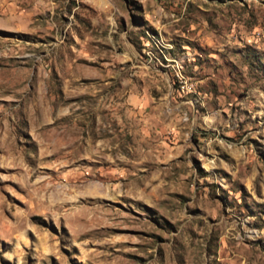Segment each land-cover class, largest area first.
<instances>
[{
  "label": "rangeland",
  "instance_id": "374dc122",
  "mask_svg": "<svg viewBox=\"0 0 264 264\" xmlns=\"http://www.w3.org/2000/svg\"><path fill=\"white\" fill-rule=\"evenodd\" d=\"M0 264H264V0H0Z\"/></svg>",
  "mask_w": 264,
  "mask_h": 264
}]
</instances>
